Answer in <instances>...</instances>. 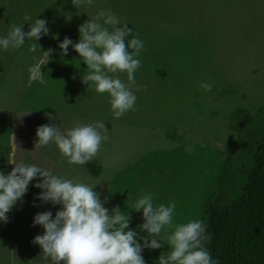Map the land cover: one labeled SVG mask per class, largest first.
Wrapping results in <instances>:
<instances>
[{
    "label": "rangeland",
    "instance_id": "obj_1",
    "mask_svg": "<svg viewBox=\"0 0 264 264\" xmlns=\"http://www.w3.org/2000/svg\"><path fill=\"white\" fill-rule=\"evenodd\" d=\"M101 9L115 13L119 26L133 25L143 43L132 89L135 109L118 119L109 95L83 83L87 65L79 54L71 45L66 56L59 48L65 37L78 43L79 26ZM36 19L47 21L48 35L0 49V172L7 175L15 167L8 162L14 152L16 163L99 183L93 190L104 207L110 214L117 206L126 212L129 230L143 237V210L133 206L145 193L154 206L175 202L176 209L186 204L196 211L222 167L228 176L238 174L235 185L242 183L233 167H249L253 145H242L230 116L240 107L258 112L262 120L252 123L258 126L252 139L264 130V0H93L78 7L72 0H0V37L12 25L28 32ZM33 43L41 46L35 53L29 50ZM50 48L55 51L41 66L47 84L30 83L29 68ZM118 75L127 82L126 73ZM202 82L212 90L201 88ZM96 121L104 123L108 136L90 160L101 167L96 177L86 164L68 163L54 143L35 149L41 125L63 131L75 122ZM41 179L30 182L6 214L8 221H0V264H52L32 242L45 231L33 226L35 215L51 211L54 218L61 208L37 199L43 190L35 184ZM169 234L159 238L163 247L154 256L143 249L145 264H159L161 252L170 250ZM141 235L137 240L143 245Z\"/></svg>",
    "mask_w": 264,
    "mask_h": 264
},
{
    "label": "clouds",
    "instance_id": "obj_2",
    "mask_svg": "<svg viewBox=\"0 0 264 264\" xmlns=\"http://www.w3.org/2000/svg\"><path fill=\"white\" fill-rule=\"evenodd\" d=\"M93 0H72L75 7L91 5ZM47 21L36 19L30 25V31H22L23 26L12 25L5 37H0V49L20 48L28 40H39L48 35ZM120 25V20L110 10H99L79 26L80 40L74 43L68 37L59 44L62 55L68 54L69 45L79 54L87 65L83 83L94 88L98 94L107 93L113 117L118 119L129 110L135 109L137 97L132 91L136 87L135 72L141 67L138 58L143 49L142 41L132 35L127 24ZM33 43L30 51L38 48ZM41 48V46L39 45ZM129 48L132 51H129ZM54 49L43 51V58L29 68L30 83L47 81L41 71ZM113 74V75H110ZM126 73L127 82L118 74ZM205 91L212 90L211 83L202 82ZM38 140L35 149L54 143L63 158L70 164L84 165L100 151L103 141L108 139L104 123L75 122L71 128L61 130L59 126L41 125L36 130ZM13 139L15 136L13 134ZM15 153L8 158L15 165L10 173L0 172V221L7 222L9 213L18 200L28 191L31 181L42 178L35 184L43 191L37 199L61 205L53 218L51 211L35 215L33 226L41 225L43 235H37L32 241L42 248L41 258L52 264H145L142 256L144 248L160 249L162 230L167 227L171 233L166 236L169 251L161 252L159 264H218L205 247V241L211 239L206 234L202 220L193 219L187 223H174L175 202L170 205L154 206L150 193L142 195L134 204L133 210H143L144 223L139 225L147 236L137 240V232L129 230L130 216L117 206L109 210L104 207L100 194L94 191L99 184L90 185L75 181L35 164L16 163ZM149 238H151L149 240Z\"/></svg>",
    "mask_w": 264,
    "mask_h": 264
},
{
    "label": "trees",
    "instance_id": "obj_3",
    "mask_svg": "<svg viewBox=\"0 0 264 264\" xmlns=\"http://www.w3.org/2000/svg\"><path fill=\"white\" fill-rule=\"evenodd\" d=\"M127 26L132 35L126 40L137 37L133 25L128 23ZM230 117L232 130L242 145H253L249 167L243 171L242 167H233L243 176L242 183L235 185L238 174L232 172L228 176L225 174L227 168L222 167L221 173L215 177V186L205 195L199 209L193 211L186 204L181 209L175 208L173 222L202 220L206 234L211 235V239L205 241V247L218 264H264V130L257 139H252L258 127L252 123L262 119L258 112L251 113L241 107L236 108ZM228 159L232 160L233 155ZM86 167L93 177L98 176L101 170L96 161L87 162ZM168 233L171 230L165 227L160 237ZM156 250L149 249L148 255L154 256L158 253Z\"/></svg>",
    "mask_w": 264,
    "mask_h": 264
}]
</instances>
